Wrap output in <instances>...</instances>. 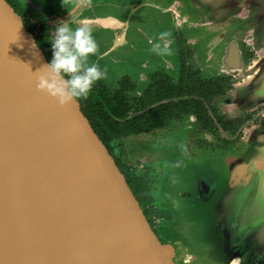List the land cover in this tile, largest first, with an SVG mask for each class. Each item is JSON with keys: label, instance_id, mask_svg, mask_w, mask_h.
<instances>
[{"label": "water", "instance_id": "water-1", "mask_svg": "<svg viewBox=\"0 0 264 264\" xmlns=\"http://www.w3.org/2000/svg\"><path fill=\"white\" fill-rule=\"evenodd\" d=\"M96 3L80 24L100 36L106 55L132 51L158 21L157 7L178 5L190 21L200 4L206 23L187 38L214 69L242 73L225 99L229 111L264 104V0ZM247 36L258 56L252 67L240 47ZM48 62L0 0V264H264V127L244 155L168 156L177 218L176 239L164 241L80 103L61 106L37 90ZM176 228L214 249L186 247Z\"/></svg>", "mask_w": 264, "mask_h": 264}, {"label": "flooded vegetation", "instance_id": "flooded-vegetation-1", "mask_svg": "<svg viewBox=\"0 0 264 264\" xmlns=\"http://www.w3.org/2000/svg\"><path fill=\"white\" fill-rule=\"evenodd\" d=\"M6 1L50 61L51 31L60 22L81 26L98 0ZM199 5L193 4L190 21L183 20L178 5L168 12L157 7L152 16L158 21L126 54L106 55L99 35L92 33L97 50L88 63L98 65L105 76L77 100L164 241L173 239L168 227L177 218L167 193L175 166L158 156L244 155L252 147L251 135L264 127V104L240 112L227 107L225 99L243 83L242 73L214 69L217 65L201 54L196 39L187 38L190 29L199 31L206 23L208 15ZM240 47L252 67L258 59L253 37L247 36Z\"/></svg>", "mask_w": 264, "mask_h": 264}, {"label": "clouds", "instance_id": "clouds-1", "mask_svg": "<svg viewBox=\"0 0 264 264\" xmlns=\"http://www.w3.org/2000/svg\"><path fill=\"white\" fill-rule=\"evenodd\" d=\"M48 39L52 58L36 77L37 90L61 106L86 98L93 85L105 76L98 65L88 63V57L97 50L91 29L83 25L72 28L60 22Z\"/></svg>", "mask_w": 264, "mask_h": 264}, {"label": "rangeland", "instance_id": "rangeland-1", "mask_svg": "<svg viewBox=\"0 0 264 264\" xmlns=\"http://www.w3.org/2000/svg\"><path fill=\"white\" fill-rule=\"evenodd\" d=\"M105 2H107V1H105ZM94 34H96V33H94ZM98 35V34H97ZM99 38H100V36H99ZM102 43V42H101ZM102 45H103V43H102ZM117 52L115 51V52H113V53H111V55H114V54H116ZM119 55H122V52H119L118 53ZM170 154H161V155H159L158 156V158L159 159H161V160H163V161H168V162H171V163H173L174 164V162L172 161V160H170V159H168V156H169ZM174 166H175V164H174ZM175 168V173L172 175V177H174V175L177 173V168H176V166L174 167ZM172 177L170 176V183H171V179H172ZM172 204H173V195L171 196V201H170V205H171V208H172V210H174V206H172ZM150 215H151V217H155V213H153L152 211L150 212ZM170 228V226L168 227V233L170 232V234L169 235H171L174 239H176V235L174 234V233H172L171 232V229H169ZM179 242H180V240H179Z\"/></svg>", "mask_w": 264, "mask_h": 264}, {"label": "bare ground", "instance_id": "bare-ground-1", "mask_svg": "<svg viewBox=\"0 0 264 264\" xmlns=\"http://www.w3.org/2000/svg\"><path fill=\"white\" fill-rule=\"evenodd\" d=\"M179 232L182 236H180V242L183 241V243H185L186 247L188 248H191V249H198V247H203L201 249H206V251H212V249H214L212 246L210 245H207V246H204V245H196L193 241H190L189 239L186 238V231L185 230H181L179 229Z\"/></svg>", "mask_w": 264, "mask_h": 264}]
</instances>
